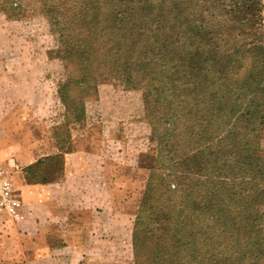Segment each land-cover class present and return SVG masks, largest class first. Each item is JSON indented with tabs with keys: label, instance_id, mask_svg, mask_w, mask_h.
Segmentation results:
<instances>
[{
	"label": "trees",
	"instance_id": "16d2710c",
	"mask_svg": "<svg viewBox=\"0 0 264 264\" xmlns=\"http://www.w3.org/2000/svg\"><path fill=\"white\" fill-rule=\"evenodd\" d=\"M43 1L58 35L52 53L66 71L58 84L65 107L76 102L83 108L81 96L70 91H95L111 77L140 88L153 135L161 138L158 148L169 151H158L159 160L166 157L172 167L183 164L184 173L193 174L190 193L180 191L181 203L179 184L176 190L168 186L177 194L174 202L154 204V187L145 193L148 216L141 211L135 222L134 264H207L191 260L198 256L200 235L185 230L191 216L205 214L222 229L214 236L218 244L242 249L235 264H244L249 252L248 259H264V236L252 241L244 228L251 206L264 200V156L257 153L264 129L263 0ZM219 132L229 143L199 141ZM69 152L23 168L26 180H60ZM162 185L168 190L166 181ZM142 231L152 243L141 240ZM228 251L208 264H225Z\"/></svg>",
	"mask_w": 264,
	"mask_h": 264
},
{
	"label": "rangeland",
	"instance_id": "374dc122",
	"mask_svg": "<svg viewBox=\"0 0 264 264\" xmlns=\"http://www.w3.org/2000/svg\"><path fill=\"white\" fill-rule=\"evenodd\" d=\"M43 3V0H0V162L13 165L15 194L23 201L21 189L17 187V173L23 167L65 150L98 153L93 162L99 163L97 175L104 177L105 183L102 189L98 183L90 185L92 194L88 200L94 203L90 209L101 211L104 207L106 213L97 216L95 213L93 228L96 229L89 241L92 250L85 254L82 263L134 264L135 222L141 211L148 216L145 193L154 187V204L159 203L157 199L174 202L177 194L168 186L176 185V190L179 184L181 203L180 191L190 193L189 177L193 174L184 173L183 164L172 167L168 158L159 160L158 151L164 155L169 151L158 148L157 141L161 138L155 139L153 135L140 88L111 77L99 81L95 91H70L69 95L81 96L83 108L76 102L65 107L58 97V84L66 78V71L62 61L52 53L58 47V35L44 12ZM81 110L83 114L77 115ZM257 136L260 141L257 153L264 156V129ZM187 137L181 135V139ZM215 137L219 141L223 138V144L229 143L225 132L207 135L199 141L205 139V145L207 139L214 142ZM196 147L201 149L200 144ZM165 181L168 190L163 189ZM202 192L198 188V194ZM231 213L236 216L234 210ZM150 214L154 215L151 208ZM191 218L194 221L183 229L199 231L200 235L195 248L198 256L191 260L212 263L224 258L223 251L228 247L230 257L224 259L225 264H235L237 253L243 254L242 249L231 246L233 242L218 244L215 241L214 236L220 235L222 230L214 226L217 220L209 219L207 214L203 219ZM247 219L244 220L246 238L253 241L264 236V200L251 206V216ZM103 233L106 234L104 240ZM140 235L141 240L152 243L143 231ZM249 253L244 264H264V259H248L252 254Z\"/></svg>",
	"mask_w": 264,
	"mask_h": 264
},
{
	"label": "crops",
	"instance_id": "0c3cea01",
	"mask_svg": "<svg viewBox=\"0 0 264 264\" xmlns=\"http://www.w3.org/2000/svg\"><path fill=\"white\" fill-rule=\"evenodd\" d=\"M98 156L81 150L67 153L63 177L55 182L30 183L24 167L18 171L24 218L0 220V264H86L82 260L92 250L89 241L96 229L95 217L106 213L104 207L90 209L94 203L88 200L90 185L98 183L102 189L105 183L97 175L99 163L93 162Z\"/></svg>",
	"mask_w": 264,
	"mask_h": 264
},
{
	"label": "built area",
	"instance_id": "2783aa9c",
	"mask_svg": "<svg viewBox=\"0 0 264 264\" xmlns=\"http://www.w3.org/2000/svg\"><path fill=\"white\" fill-rule=\"evenodd\" d=\"M16 184L12 166L0 162V220L18 222L24 218L23 201L15 194Z\"/></svg>",
	"mask_w": 264,
	"mask_h": 264
}]
</instances>
